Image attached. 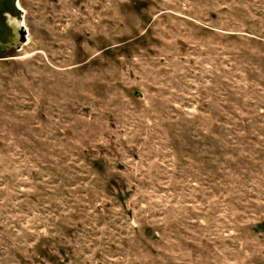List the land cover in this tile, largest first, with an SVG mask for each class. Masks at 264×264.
<instances>
[{
    "label": "rangeland",
    "instance_id": "374dc122",
    "mask_svg": "<svg viewBox=\"0 0 264 264\" xmlns=\"http://www.w3.org/2000/svg\"><path fill=\"white\" fill-rule=\"evenodd\" d=\"M18 2L0 264H264V0Z\"/></svg>",
    "mask_w": 264,
    "mask_h": 264
},
{
    "label": "water",
    "instance_id": "95a60500",
    "mask_svg": "<svg viewBox=\"0 0 264 264\" xmlns=\"http://www.w3.org/2000/svg\"><path fill=\"white\" fill-rule=\"evenodd\" d=\"M23 13L18 0H0V47L12 49L27 41V31L20 26Z\"/></svg>",
    "mask_w": 264,
    "mask_h": 264
},
{
    "label": "bare ground",
    "instance_id": "6f19581e",
    "mask_svg": "<svg viewBox=\"0 0 264 264\" xmlns=\"http://www.w3.org/2000/svg\"><path fill=\"white\" fill-rule=\"evenodd\" d=\"M18 6L20 7V9L22 10V13H23V19L20 23H18L20 26H22L23 28H25L26 31H28L26 25H25V21H24V18H25V12L24 10L22 9V7L20 6V3L18 2ZM27 39H28V35H27Z\"/></svg>",
    "mask_w": 264,
    "mask_h": 264
}]
</instances>
